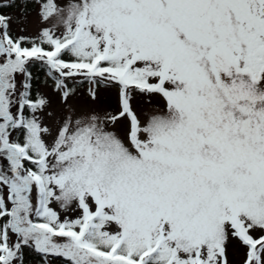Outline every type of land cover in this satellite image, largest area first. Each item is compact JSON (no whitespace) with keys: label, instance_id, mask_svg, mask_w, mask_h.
Here are the masks:
<instances>
[{"label":"snow or ice","instance_id":"snow-or-ice-1","mask_svg":"<svg viewBox=\"0 0 264 264\" xmlns=\"http://www.w3.org/2000/svg\"><path fill=\"white\" fill-rule=\"evenodd\" d=\"M0 264H264V0H0Z\"/></svg>","mask_w":264,"mask_h":264}]
</instances>
